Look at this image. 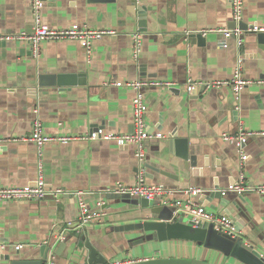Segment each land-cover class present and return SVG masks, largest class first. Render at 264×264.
Returning <instances> with one entry per match:
<instances>
[{
  "label": "crops",
  "instance_id": "obj_1",
  "mask_svg": "<svg viewBox=\"0 0 264 264\" xmlns=\"http://www.w3.org/2000/svg\"><path fill=\"white\" fill-rule=\"evenodd\" d=\"M44 1L43 21L51 28L78 24L116 33L94 41L91 54L77 40L45 41L38 58L27 43L0 42V187L34 185L42 161L48 189L64 190L42 201L0 202V243L7 245L0 249V264L40 260L42 245L51 246L48 264H87L85 239L108 264L165 257L242 264L192 241L134 244L144 235L141 231H117L121 225L154 218L150 210L108 199L115 186L135 184L140 173L149 184L165 186L184 202L189 198L185 191L200 189L191 198L232 219L239 236L264 254V194L230 190L221 198L212 196L231 188L240 175L238 147L224 134L264 132V84L247 85L239 97L231 87H200L193 93L186 87L190 79H230L240 59L246 79L264 80V49L256 33L239 24L264 26V0H244L243 19L235 28L230 0ZM33 22L30 0H0V34L28 32ZM220 29L243 33L226 37ZM136 33L143 38L137 56ZM192 34H200L205 42L193 40ZM240 38L243 45L238 44ZM46 75H68L71 84L42 85ZM139 79L172 83L143 91L148 130L163 136L148 141L144 160H138L133 146L103 138L51 142L42 157L35 142L20 140L32 134L37 118L49 135L133 133L135 93L114 83ZM174 135L189 139L191 159L177 156L170 146ZM244 147L245 181L264 184V134L252 136ZM78 191H84L90 211L99 214L80 229ZM99 201L104 202L101 207ZM63 231L67 236L62 241L55 236ZM18 244L24 248L16 250Z\"/></svg>",
  "mask_w": 264,
  "mask_h": 264
},
{
  "label": "built area",
  "instance_id": "obj_2",
  "mask_svg": "<svg viewBox=\"0 0 264 264\" xmlns=\"http://www.w3.org/2000/svg\"><path fill=\"white\" fill-rule=\"evenodd\" d=\"M31 8L34 15V22L32 29L30 31H24L17 34H0V42H22L30 45L31 51L34 57L38 58L41 53V45L45 41H63V40H77L82 43L88 54L92 53L93 42L101 39L105 35L115 34V30H94L90 29L87 26H80L78 24H73L67 29H56L51 28L43 21L42 11L45 7L44 0H30ZM140 2L141 0H135ZM232 11H233V20L235 22H240L243 19L244 13V0H230ZM248 32L257 33L264 32V26L254 25L249 26ZM207 32V31H205ZM218 32H222L226 37H231L232 35L242 36L243 31L229 30V29H220ZM134 42V53L137 56L140 53V50L143 46V38L140 33L133 35ZM238 44L243 45L242 38L238 39ZM243 61L239 60L233 76L230 79H216L209 81H195L190 79L187 84V90L190 93L197 91L200 87L204 90L211 88H224L231 87L235 96L239 97L243 89L247 85L251 84H264V80L257 79H246L243 75ZM115 85L128 86L134 91V98L132 101L133 104V120L135 129L133 133H101L100 131H91L81 135L74 134H57L49 135L44 132L43 123L40 118L35 120L33 126V132L29 137H21L20 140H27L35 142L39 155L42 157V151L45 145L51 142H59L66 144L75 140H95L98 138H103L108 141H115L119 145H131L135 148V154L138 160H144L146 157V146L150 139L153 138H162L161 134H151L148 130L147 124V114H148V105L145 101L144 89L146 87H160V86H170L171 82L166 81H153V80H133L127 82H115ZM35 113L39 114L38 109L35 110ZM264 134V132H253L245 129H241L240 132L235 135L224 134L223 138L228 142H235L239 151V161H240V175L239 180L232 185L229 189H224L221 192L226 194L228 191H236L239 194H244L250 191H256L258 193L264 194V184L252 186L245 181V172L244 166L248 158V154L245 151V143L252 136ZM63 189H48L44 174H43V165L42 161L39 164V175L36 179L34 185L19 187V186H10V187H0V202L2 201H42L48 196L59 197L63 193ZM113 193L117 194H130L134 198H145L149 200H158L163 205H172L176 207L174 212L173 219H178L180 217L184 218L185 221H192L198 225L201 221H208L213 223L215 228L220 233H227L231 236H239L237 230L235 229V224L232 219L221 217L215 213L205 209L202 205L197 203L191 197L201 193L200 189H189L185 191L189 198H186V202L179 199H175L174 191L167 189L163 185H154L149 184L144 173H140L138 180L133 185H127L119 183L114 187ZM84 191H78L76 196L78 198L79 207L81 210V217L79 219L78 226L76 228H84L88 224L94 222L96 216L99 214L92 213L89 209L88 204L84 199ZM103 201H99L97 207L103 205ZM72 223H69V227ZM66 232L63 231L56 235L55 237L60 240L66 239ZM7 247L5 243H0V249L4 250ZM24 248L23 244H18L15 246L16 250H21ZM112 264H127L124 261L115 260Z\"/></svg>",
  "mask_w": 264,
  "mask_h": 264
},
{
  "label": "water",
  "instance_id": "obj_3",
  "mask_svg": "<svg viewBox=\"0 0 264 264\" xmlns=\"http://www.w3.org/2000/svg\"><path fill=\"white\" fill-rule=\"evenodd\" d=\"M240 27L247 31L249 26L239 23ZM238 23H233L231 27H237ZM256 37L260 47L264 49V32H257ZM193 40L200 43L205 42L200 34H192ZM58 79L55 81V79ZM68 75L42 76L41 84L44 82H54L52 84L64 85L62 82H68ZM189 139L174 135L170 141V146L175 148L177 156L182 159H191L189 151ZM194 159V158H193ZM192 166V163H191ZM169 174V173H166ZM172 176L171 174H169ZM212 196L221 198L222 192L215 191ZM108 199L122 201L124 203L139 206L142 209L150 210L154 216L153 219L129 223L116 227L119 232L141 231L144 235L137 239L134 244H142L151 241L185 240L197 243L205 248L222 252L228 257L235 258L242 264H264V254L257 250L254 245L246 243L240 236H231L227 233H220L213 223L201 221L196 225L192 221H185L184 218L173 219L176 207L163 205L158 200H149L145 198H134L130 194L112 193ZM137 242V243H136ZM84 248L87 252V264H108V259L95 247L89 239H85ZM40 260H15L13 264H48L49 252L51 246L42 245ZM127 264H214L209 261L182 257L153 258L136 261Z\"/></svg>",
  "mask_w": 264,
  "mask_h": 264
},
{
  "label": "rangeland",
  "instance_id": "obj_4",
  "mask_svg": "<svg viewBox=\"0 0 264 264\" xmlns=\"http://www.w3.org/2000/svg\"><path fill=\"white\" fill-rule=\"evenodd\" d=\"M193 259H197V258H193Z\"/></svg>",
  "mask_w": 264,
  "mask_h": 264
}]
</instances>
